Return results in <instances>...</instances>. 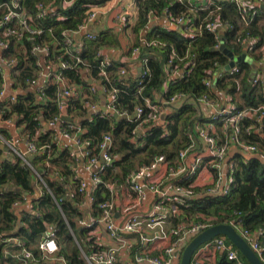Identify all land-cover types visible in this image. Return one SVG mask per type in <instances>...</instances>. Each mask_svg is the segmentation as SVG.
<instances>
[{
  "label": "built area",
  "instance_id": "built-area-1",
  "mask_svg": "<svg viewBox=\"0 0 264 264\" xmlns=\"http://www.w3.org/2000/svg\"><path fill=\"white\" fill-rule=\"evenodd\" d=\"M72 1L62 0L63 6L69 5ZM257 1L263 2L264 0ZM231 2H234L238 8L242 25L244 27L251 25L258 16V8L254 7V0H231ZM210 3L211 5L198 6V9L204 10L213 7L207 14L205 27L211 32L218 30L219 26L224 27L215 44L217 49L223 51L220 48L222 44L227 48L223 39V31L226 29L225 22L222 21L219 14L220 5L214 2ZM189 5H191L190 1ZM133 6L138 11L135 2ZM100 8L101 4L90 5L86 17L75 28L61 31V43H56L54 46L57 47L59 52L55 58L51 57L50 60L45 61V56L50 51L49 46L36 44L32 47V52L39 56L40 60L37 65L40 70L38 78L34 81H28V86H34L33 96L35 98L46 102L42 90H44L46 84L55 83L57 85L56 100L59 113L47 121L39 117L42 126L33 133H28L24 125L18 123L21 118L20 115L13 113L6 119L2 118V114L5 109H8L9 103L15 101V95L24 94L25 90V88L24 90L12 89L10 71L16 66L17 59H8L3 56V52L9 46L8 38L13 35L17 39H21L23 36L33 38L41 34L43 28L39 24V20L47 13L51 14L52 7L44 2H37L36 13L33 17L19 4L18 0L0 1V72L4 73L6 79L5 87L0 89V104L4 103L0 107V118L3 126L15 122L21 128L16 139L24 144L22 151L17 150L14 147L15 140L9 134L0 132V144L4 146L3 149L5 150V155L0 157V161L5 158L14 159V156H18L22 163L29 166L35 175L33 192L25 194L23 200H15L11 205V210L18 218L23 216L24 213L31 217H39L40 211L35 200L43 194L42 188L44 187L50 195L53 194L52 190L46 185L45 176L47 174L50 179L65 181L64 190L66 193L64 196L58 197L57 200L55 199L57 204L72 199L76 193L80 196L74 218L78 227L84 229V239L88 241V244L82 247L72 231L71 234L72 241L80 248L86 264H122V255L126 256L130 264H178L184 246L200 231L214 225L212 223L213 216L210 215H208L206 221L199 220L191 225L185 224L184 218L180 221L183 209L190 207L191 201L194 199L227 193L231 175L235 168L233 159L228 163L225 162L228 150L230 146L234 145L245 156L256 155L257 146L247 142L241 136V122L247 117H253L254 120L259 122L263 121L264 105L237 109L232 96L229 94L220 102H217L216 100H210L208 94L194 100L186 97L185 93L177 92L171 95L168 100L161 102L152 101L148 97L145 98V106L149 111L144 117L142 106H136L131 114L119 112L114 104L118 89L116 87L107 89V84L111 83L109 68H113L114 61L112 57L103 50L104 47L98 48L95 52L94 64L88 63L81 57L83 41L98 39V32L93 30L92 24L95 22ZM162 11L163 14L160 16L155 10L150 9L146 15L148 24L150 25L154 20L164 19L179 27L189 38H194L197 32L200 31V27L193 28L185 14L177 15L173 18L174 21H170L168 20L167 8ZM55 16L57 18L62 17L59 12ZM116 18L123 29L132 28L133 30V26L130 27L125 15L119 13ZM139 37L141 45H162V42L158 40L146 39L145 36ZM257 41L258 38L246 32L240 41L245 47L242 52L245 50L246 55L247 47L254 45ZM141 45L133 46L132 44L128 52L131 59L128 62L132 63L130 66L127 65L126 59L118 60L120 65L116 70L117 79L122 76L125 77L131 69H134L133 62L137 61L139 62L137 71L139 84L142 83L148 68L147 58L137 60ZM258 51L260 57L264 59V44ZM241 53L238 56H230V62H234L232 69L235 72L239 71L236 64L240 62L237 58ZM64 55L74 60L73 66L78 68L86 84L76 83L61 74L60 69L73 67L68 61L61 59ZM193 56L194 54L187 51L186 56L182 59H185L187 65L191 63ZM173 58H175L174 51L167 60L168 65L172 63ZM229 63L225 65L227 68H230L228 67ZM93 69L97 71L95 76L91 75ZM182 72L183 70L177 73L171 72L169 78H176ZM221 74L222 71L216 64L213 73H209L203 79L204 85L207 88H215L216 79ZM89 80L91 82H88ZM251 81L253 83L257 81L264 83V76L256 77L253 75ZM84 87H87L86 91L82 90ZM166 87L167 83H164L162 89ZM98 89L107 96L103 108L99 106L95 98ZM74 101L78 104L81 102L84 110L81 111L79 108L72 106ZM179 103L198 105L197 122L192 126V131L188 133L189 144L180 149L173 160H167L164 155H156L149 164L142 165L129 172L124 182L118 184L116 182L106 183L102 175L106 167L114 162V157L110 153L113 147L112 134L109 131L102 133L98 143L92 146L90 139L86 137L87 129L81 123L84 120L90 121L95 115L99 114L112 119L136 120L137 125L132 133L139 137L147 129L145 124L159 123L163 125L166 123L165 114L168 110L164 105L173 106ZM200 111H203V113L200 114ZM131 115H133V118H130ZM253 129L254 132L257 131V128L253 126L247 128L246 131H252ZM43 133H46V139L40 141ZM258 134H260L259 130ZM60 138L73 139L75 150L68 147L59 148ZM196 142L203 145L204 149L194 151L192 155L188 156ZM63 149L68 151L71 160L70 168L74 172V177L66 178L59 169L50 165L49 159L57 157L58 151ZM80 151L82 158L79 157ZM28 154L32 157L29 158ZM32 160L35 161L34 165L31 163ZM96 163L99 164L97 167H95ZM44 167L50 168V170L46 172ZM79 167H84L86 171H89L88 177L81 178L77 174L76 170ZM203 168L210 174V179L202 187H198L195 181ZM152 172L154 174L148 176ZM102 184L106 189L99 188L103 198L97 201L94 208L95 189ZM8 187H11L10 190L13 189V186ZM198 188H202V191H198ZM1 191L2 188H0ZM149 195H151V207L149 211H146L145 203L149 200ZM233 214L237 216L240 213L234 211ZM63 219L65 224L68 225L69 223L64 215ZM223 223H230L235 229L240 227L238 233L264 262L262 259L263 244L260 241L261 230L250 231L235 222V220ZM13 242L16 247L20 248L14 256L17 257L20 263L25 264L26 259L32 257L31 251L22 247V242L18 239L13 238ZM209 245H212L214 250L219 252L217 258L224 253L227 260L232 264H247L242 260L237 250L234 249L232 243L223 235H217L201 244L193 252L190 264H215L217 258L212 254L205 261L200 258L201 249H206ZM37 247L43 259L58 264H68L65 255L60 251L61 243L57 235L56 224L46 225Z\"/></svg>",
  "mask_w": 264,
  "mask_h": 264
},
{
  "label": "trees",
  "instance_id": "trees-1",
  "mask_svg": "<svg viewBox=\"0 0 264 264\" xmlns=\"http://www.w3.org/2000/svg\"><path fill=\"white\" fill-rule=\"evenodd\" d=\"M39 1L52 7V13H47L39 20L43 32L33 38L23 36L21 39H17L13 35L8 38L9 46L3 52V56L6 58L17 59L16 66L10 71L12 89L24 90L28 87V81H34L38 78L40 67L37 62L40 59L36 53L32 52L34 45L44 44L50 47L49 54L45 56L46 62L51 57L55 58L59 52L54 46L56 43H61V31L75 28L86 17L90 5L102 4L105 0H73L65 7L62 0H18L19 4L33 17L36 13V3ZM135 3L138 8V15L133 27V31L137 33L133 46L141 45L138 31L146 26L150 27L145 35L146 39L158 40L162 42V45H141L137 60L147 58L148 68L141 84H139V76L131 74V71L128 77L122 76L117 79L116 70L120 63L113 59V68H109L111 83L107 84V89L111 87L118 89L114 103L115 108L119 112L131 114L136 106H142L144 117L149 111L145 106V98L147 97L156 102L166 101L177 92L185 93L186 97L194 100L204 94H208L210 97L212 88H207L203 79L209 73H213L216 64L224 67L230 62V56L215 47L220 31L211 32L205 27L207 14L213 7L204 10L196 9L189 5V0H135ZM217 3L220 5V17L226 26L223 31L226 47L232 52V55L241 53L245 49L243 43H240L241 38L245 36L246 32H249L250 35L258 38V41L247 47V54L250 50L256 57L253 60H257L256 54H259L258 50L264 44V17L261 16L262 13L256 17L251 25L244 27L242 33L239 32L236 25L239 14L235 3L231 1H218ZM165 8L168 10V20L174 21L173 18L183 13L189 18L193 28L200 27V31L194 38H189L180 28L173 29L161 25L148 26L147 12L153 9L161 16L162 10ZM260 11L264 12L263 9ZM57 12L62 15L61 18L55 16ZM261 20L262 23L260 24ZM228 23L232 25L231 28L228 27ZM116 40L113 33L98 32V39L95 41H83L81 57L88 63L94 64V55L97 49L109 45L113 46L117 43ZM230 42H233L234 45ZM172 51L175 53V58L168 65L167 60ZM187 51L194 56L191 63L186 65L185 59L182 58L186 56ZM61 59L68 61L73 66L74 60L70 57L64 55ZM236 67L239 70L237 72L232 68L222 72L221 76L217 77L215 86L222 88L232 96L237 109L264 105V83L251 81V76L248 74V63L245 60L238 62ZM180 70H183L180 76L173 79L169 78L171 72L177 73ZM59 71L76 83L86 84L78 68L74 66ZM96 73L97 71L93 69L91 75L95 76ZM164 83H167V87L162 89ZM5 85L4 73L0 72V89L4 88ZM56 88L55 83L44 86L42 94L45 96L43 98H46V102L38 100L32 94L20 93L15 95V101L9 103V107L4 110L2 118L6 119L11 114L16 113L21 117L18 123L23 124L28 133H33L42 126L39 117L47 121L59 113ZM139 89L140 91H138ZM3 104L1 103L0 107ZM72 106L81 111L84 110L81 102L78 104L74 101ZM164 106L168 110L165 114L166 123L163 125L159 123L145 124L147 129L139 137L132 133L137 125L136 120L112 119L99 114L90 121L84 120L81 123L87 129L86 137L90 139L92 146L98 143L102 133L109 131L112 134L113 147L110 153L114 157V162L106 167L102 175L106 183L124 182L129 172L149 164L156 155H164L167 160H173L178 151L189 144L188 133L192 131V126L198 119L197 107L191 103ZM250 126L257 128V131L254 132V129L246 131ZM258 130L260 134H258ZM0 132L7 134L3 127H0ZM46 133L41 135L40 141L46 139ZM241 136L247 142L257 146L256 155L236 156L233 159L235 168L231 175L227 193L194 199L191 201L190 207L183 209L182 215L184 218L185 214L190 216L194 212H201L213 216V224L235 220L250 231L261 230L260 241L263 244L262 259L264 260V159L259 156H264V120L259 122L253 117L245 118L241 122ZM54 149L56 148L54 147ZM57 155V157L49 159L50 165L59 169L66 178L74 177V172L70 168L71 160L68 151L66 149L59 150ZM34 162V160L31 161L33 165ZM44 168L46 172L50 170V168ZM34 177L30 167L22 163L18 156H14V159L5 158L0 161V188H2L0 192V264H22L14 256L20 248L15 246L13 238L22 242V247L32 253L31 259H26L25 264H58L43 259L37 247L46 225L53 223L56 224L57 235L61 243L60 251L65 255L67 263L86 264L80 248L72 241L71 234L72 231L82 247L88 244V241L84 239V229L78 227L74 218L80 196L76 193L70 200L58 204L55 201L58 197L65 195V181L50 179L46 174V185L53 194L50 195L44 187L42 188L43 194L35 200L40 211L39 217H31L24 213L18 218L12 212L11 205L15 200H23L25 194L33 192ZM76 181L78 180L76 179ZM8 186H13V189H8ZM99 188L104 189L105 186L102 184L96 187L94 208L97 201L103 198ZM234 211H239L240 214L236 216L233 214ZM63 215L66 217L68 225L65 224ZM241 258L248 264L242 255ZM215 264H232V262H229L222 253Z\"/></svg>",
  "mask_w": 264,
  "mask_h": 264
},
{
  "label": "crops",
  "instance_id": "crops-1",
  "mask_svg": "<svg viewBox=\"0 0 264 264\" xmlns=\"http://www.w3.org/2000/svg\"><path fill=\"white\" fill-rule=\"evenodd\" d=\"M190 4L192 6H194L196 9L198 8V6H207V5H211L210 2H214L217 3L218 1H228L230 2L231 0H189ZM135 2V0H105L102 4H101V8L100 11L95 19V22L92 24V28L94 31L96 32H102V31H108L110 33H113V35L117 36V43H115L113 46H105L103 48V50L112 57V59L114 60H121L122 58L127 60V65L130 66V64L128 61H130L131 59L128 56V52L132 46V44L135 41L136 38V32H134L132 30V28H128L127 30L123 29L120 26V23L118 21V19L116 18V15H118L119 13H122L123 15H125V17L127 18V20L129 21L130 27H134V25L136 24L137 21V15L138 12L136 11V8L133 6V3ZM254 7L258 8V15L260 13H262V17H264V12L260 11V9L264 10V7H261V5H264V1L263 2H258L257 0H254ZM166 20L164 19H159V20H154V22H152L150 25H161V26H168L167 23H165ZM262 23V20L260 21V24ZM149 25V26H150ZM147 27V26H146ZM145 27V28H146ZM144 28V29H145ZM179 29V27H177ZM143 28L140 29L138 31V35L142 36V32L144 30ZM148 32V31H147ZM247 55V54H246ZM246 55H245V60H246ZM134 57V56H133ZM133 64L135 65L134 69H131V74H134L136 76H138V68H139V62L135 61L133 62ZM262 68L260 71L259 75H256V77L263 75L264 76V63L261 64ZM130 75V72L128 74L125 75V77H128ZM88 82H91L90 80ZM94 83V82H93ZM82 90H87V87H84V89ZM33 92H35V88L34 86H28L27 88H25L24 90V94H34ZM96 101L99 103V106L101 108H103L102 106L105 104V102L107 101V96L105 94H103L101 91H97V94L95 96ZM183 103H179V105H182ZM221 105V103H220ZM195 106L197 107L198 105L195 104ZM198 108V107H197ZM201 109V108H200ZM199 112V110H198ZM203 113V111H200V114ZM16 117V116H15ZM14 118V115H13ZM14 121V119H12ZM2 119L0 118V127H3L7 134H9L10 137H12L15 140L14 143V147L17 150L22 151V149L24 148V144L21 141H18L16 138L18 136V134L20 133L21 128L18 127L15 122H11L9 124H4V126L2 125ZM4 146H1L0 144V157H2L3 155H5V150L3 149ZM70 148V149H74L75 147V142L73 139H66V138H60L59 141V148ZM199 149H201V151L204 149L203 145H201L199 142L195 143L194 147L190 150L189 155H192L194 153V151H200ZM79 157L82 158L81 155V151L79 152ZM243 155L237 147H235L234 145L230 146L228 153L226 155L225 158V162L228 163L229 161H231L232 159L236 158V156H240ZM243 157H249V156H245L243 155ZM99 164H95V167H97ZM77 174L81 177V178H86L89 175V171H86L84 169V167H79L76 170ZM154 174V172L149 173L148 176H152ZM210 179V174L208 173V171L206 169H202L199 173V176L196 179V185L198 187H202L204 185V183H206L207 181H209ZM149 200L145 203V208L146 211H149L150 207H151V195H149ZM121 263L122 264H130V261L127 260L125 255L121 256Z\"/></svg>",
  "mask_w": 264,
  "mask_h": 264
},
{
  "label": "water",
  "instance_id": "water-1",
  "mask_svg": "<svg viewBox=\"0 0 264 264\" xmlns=\"http://www.w3.org/2000/svg\"><path fill=\"white\" fill-rule=\"evenodd\" d=\"M261 7H264V5H261ZM169 28L177 29V26L173 23H170L168 21H165ZM150 27H146L143 32L142 36L144 37ZM224 27L219 26L218 31H220L219 35H221L222 30ZM221 40V39H220ZM225 53H227L229 56H232V52L225 48L224 44L221 45V47ZM245 53L244 50L241 55L237 58L239 61L245 60ZM234 66V62L231 61L228 65V67L232 68ZM130 118H133V115L130 116ZM67 119H69L67 117ZM29 158L32 157V155L28 154ZM11 187H8L10 189ZM217 235H223L225 236L232 245L240 252V254L245 258V260L248 262V264H264V262L259 258V256L254 252V250L250 247L248 242L238 233V231L233 227L230 223H217L214 225H211L210 227H207L206 229L200 231L197 235H195L183 248L179 264H190L191 257L193 252L203 243H205L208 240H211Z\"/></svg>",
  "mask_w": 264,
  "mask_h": 264
},
{
  "label": "rangeland",
  "instance_id": "rangeland-1",
  "mask_svg": "<svg viewBox=\"0 0 264 264\" xmlns=\"http://www.w3.org/2000/svg\"><path fill=\"white\" fill-rule=\"evenodd\" d=\"M230 23V22H229ZM228 23V27L231 28L232 25H230ZM236 25L238 26L239 28V32H242L243 33V29H244V26L242 25L241 23V20L239 18V16H237V20H236ZM116 39H117V36L115 35ZM117 41V40H116ZM232 45H234L233 42H230ZM240 54V53H239ZM239 54H235V55H239ZM257 56V60H253V58H256L254 56V54L249 50L248 54L246 55V62L248 63V74L250 76H253V75H259L260 74V71H261V68H262V63H264V59L261 58L259 56V54H256ZM218 68L224 73V71H226V68L225 66L224 67H221L220 65H218ZM227 93L225 90H223L222 88H213L212 89V94L210 96V100H216L217 102H220L224 97H226ZM260 158H263L264 159V156H261L259 155ZM262 159V160H263ZM198 191H202V188H198L197 189ZM208 218V214H205V213H201V212H194L191 216H187V214H185L184 216V223L187 224V225H191L199 220H203V221H206ZM183 219V215L181 213L180 215V221H182ZM237 231L239 232L240 230V227H236ZM234 247V246H233ZM235 250H237L235 247H234ZM237 252L240 254V252L237 250ZM212 254L215 258H217V255L219 254V252H217L216 250H214L213 246L212 245H209L206 249H201L200 251V258L202 261H205L208 256ZM241 255V254H240ZM176 263V262H175ZM178 264H179V261H178Z\"/></svg>",
  "mask_w": 264,
  "mask_h": 264
}]
</instances>
